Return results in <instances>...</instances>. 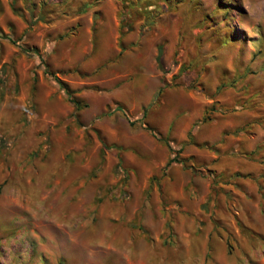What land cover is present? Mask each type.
<instances>
[{
	"label": "rangeland",
	"instance_id": "obj_1",
	"mask_svg": "<svg viewBox=\"0 0 264 264\" xmlns=\"http://www.w3.org/2000/svg\"><path fill=\"white\" fill-rule=\"evenodd\" d=\"M0 1V264H264V0Z\"/></svg>",
	"mask_w": 264,
	"mask_h": 264
},
{
	"label": "trees",
	"instance_id": "obj_2",
	"mask_svg": "<svg viewBox=\"0 0 264 264\" xmlns=\"http://www.w3.org/2000/svg\"><path fill=\"white\" fill-rule=\"evenodd\" d=\"M130 2H129V7H131V8H133L135 11H137L136 13L139 15V14H141L142 12H147V13H150V10H152V9H155V8H157V6H158V3L155 1V2H151L152 0H147V2H145L146 0H135L136 2H132V0H129ZM181 1V0H180ZM16 2H17V0H12V2H11V4H12V9H13V11H15V12H17V13H19V14H21L20 13V9H19V6L18 5H16ZM26 2V0H24V3ZM50 2V1H49ZM145 2V3H144ZM144 3V4H143ZM45 2L44 3H42L41 5H40V10H39V12L37 13V14H35L34 13V17H35V19H39V20H47V21H49V19H51V18H48L47 16H46V14H48V15H50L51 16V13H53V10H52V8H50L49 10H45L44 11V6H45ZM165 4L166 5H170L169 4V2H168V0H165ZM28 5V4H27ZM27 5H25L26 7H27ZM48 9V8H47ZM30 11H31V13L32 12H34V6H32L30 9H29ZM2 11V5H1V1H0V12ZM63 14L64 13H66V12H62ZM62 13H60V15L62 14ZM33 14V13H32ZM125 19H126V15H125V12L124 11H121L120 12V35L122 36V34H124V31H126V30H129V27L131 26L130 24H127L126 22H125ZM123 28H125L126 30H122ZM161 52L162 51H159V54H158V61H159V59H160V55H161ZM222 85H224L223 83H222ZM66 89V88H65ZM66 94L69 96L70 95V91H68L67 90V92H66ZM71 101H72V103H74V105L76 106V107H78V103L79 102H77L76 100H75V98H73V97H71ZM214 110H215V107H214V104L213 105H211L209 108H207L206 109V111H205V113H204V115H203V120H209L210 119V116L213 114V112H214ZM144 115V114H143ZM187 142H191V143H194V138H193V133L192 132H189V134H188V136H187V140L186 141H184V143L183 144H181L180 145V147H178V148H174V147H172V145L170 144V142L166 139L165 140V143H166V145L168 146V148L170 149V151H171V153H172V156L169 158V160H168V163H171V162H179V163H181L185 168H191L192 170H193V164H191V165H188L187 164V162H186V158H184V159H182V158H179V156H178V153L181 151V149L183 148V146H184V144H187ZM200 147H204V146H206L208 149H210V150H213V151H217V148H216V146L214 145V144H212V145H208L207 143H205V144H201V145H199ZM189 160L190 159H192V158H188ZM224 229H226L225 227H224Z\"/></svg>",
	"mask_w": 264,
	"mask_h": 264
},
{
	"label": "crops",
	"instance_id": "obj_3",
	"mask_svg": "<svg viewBox=\"0 0 264 264\" xmlns=\"http://www.w3.org/2000/svg\"><path fill=\"white\" fill-rule=\"evenodd\" d=\"M191 212L194 213L193 211H191ZM192 220L195 221V217L194 216L192 217ZM226 224H229V222L227 221V223H225L224 225H226ZM225 228H226L225 231H226L227 234H254L253 232H251V229L249 230L248 227H245V229H244L243 226H240V229H238V225H237V228L235 227V229H234L233 226H231V228H229V225H226ZM194 229H196V227ZM195 232H196V230H190L186 234H193L194 235ZM211 234H220L219 228H215L214 231Z\"/></svg>",
	"mask_w": 264,
	"mask_h": 264
}]
</instances>
